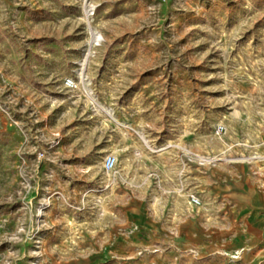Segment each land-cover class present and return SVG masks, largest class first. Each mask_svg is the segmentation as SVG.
<instances>
[{"label": "rangeland", "instance_id": "1", "mask_svg": "<svg viewBox=\"0 0 264 264\" xmlns=\"http://www.w3.org/2000/svg\"><path fill=\"white\" fill-rule=\"evenodd\" d=\"M263 260L264 0H0V264Z\"/></svg>", "mask_w": 264, "mask_h": 264}, {"label": "bare ground", "instance_id": "2", "mask_svg": "<svg viewBox=\"0 0 264 264\" xmlns=\"http://www.w3.org/2000/svg\"><path fill=\"white\" fill-rule=\"evenodd\" d=\"M73 87H76L75 85H73ZM86 102V101H85ZM121 138L122 139H124L125 138V135H122L121 136ZM209 144L210 145H212V146H215V145H217L218 144V141L217 140H215V139H210L209 140ZM132 146L133 147H135V148H139V147H141V145L139 144V143H137V142H132ZM108 153H110L111 155H113L114 157H116L117 156V150L116 149H111V150H109L108 151ZM149 157V156H148ZM145 158V157H144ZM143 158V159H144ZM138 160V159H137ZM148 160V159H147ZM151 160V159H150ZM139 161V160H138ZM163 177L165 178V183H167L168 185H170L171 184V179L168 177V174L167 173H164L163 174ZM163 180V179H162ZM183 197H185V195H183ZM158 200V199H157ZM98 202V201H97ZM99 203V202H98ZM100 203H101V201H100ZM174 205H176V204H174Z\"/></svg>", "mask_w": 264, "mask_h": 264}, {"label": "built area", "instance_id": "3", "mask_svg": "<svg viewBox=\"0 0 264 264\" xmlns=\"http://www.w3.org/2000/svg\"><path fill=\"white\" fill-rule=\"evenodd\" d=\"M65 86L66 87H71L73 86V84L70 82V81H66L65 82ZM114 158L112 156H109V157H106L105 160H104V163H103V169L108 171L110 170L113 165H114ZM193 202L194 203H197V200L196 199H193Z\"/></svg>", "mask_w": 264, "mask_h": 264}, {"label": "crops", "instance_id": "4", "mask_svg": "<svg viewBox=\"0 0 264 264\" xmlns=\"http://www.w3.org/2000/svg\"><path fill=\"white\" fill-rule=\"evenodd\" d=\"M263 264H264V260H263Z\"/></svg>", "mask_w": 264, "mask_h": 264}]
</instances>
